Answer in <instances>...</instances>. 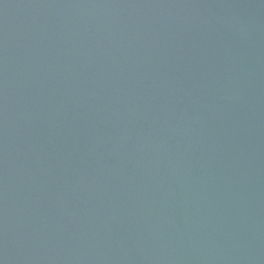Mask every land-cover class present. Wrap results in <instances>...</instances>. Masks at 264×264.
I'll list each match as a JSON object with an SVG mask.
<instances>
[{
    "label": "water",
    "instance_id": "95a60500",
    "mask_svg": "<svg viewBox=\"0 0 264 264\" xmlns=\"http://www.w3.org/2000/svg\"><path fill=\"white\" fill-rule=\"evenodd\" d=\"M0 264H264V0H0Z\"/></svg>",
    "mask_w": 264,
    "mask_h": 264
}]
</instances>
